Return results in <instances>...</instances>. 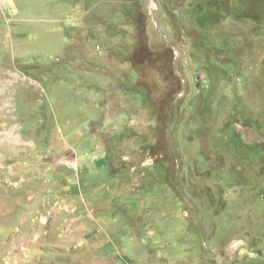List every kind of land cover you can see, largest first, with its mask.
<instances>
[{
	"label": "rangeland",
	"instance_id": "obj_1",
	"mask_svg": "<svg viewBox=\"0 0 264 264\" xmlns=\"http://www.w3.org/2000/svg\"><path fill=\"white\" fill-rule=\"evenodd\" d=\"M0 264H264V0H0Z\"/></svg>",
	"mask_w": 264,
	"mask_h": 264
}]
</instances>
